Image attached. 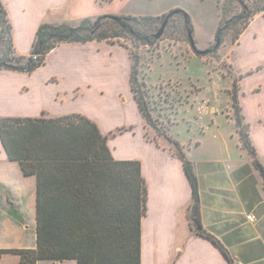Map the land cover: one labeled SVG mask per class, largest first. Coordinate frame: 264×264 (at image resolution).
<instances>
[{"label": "crops", "instance_id": "crops-1", "mask_svg": "<svg viewBox=\"0 0 264 264\" xmlns=\"http://www.w3.org/2000/svg\"><path fill=\"white\" fill-rule=\"evenodd\" d=\"M110 1L45 0L43 8L48 15L69 2L72 10L89 6V13L94 17L102 14L99 4ZM6 5L10 12V15L7 12L8 18L14 24L16 50L22 55L30 54L38 30L30 24L35 12L28 13L24 8V13H13V6ZM42 15L38 23L46 21ZM16 20L21 22V30ZM232 45L243 57L254 60H245L241 69L234 62L238 75L246 79L264 71V56L259 55L264 54V12L254 16ZM133 62L130 50L117 43L62 42L47 55L46 63L32 72L0 69V117L80 113L91 118L108 135V144L116 159L141 162L147 187L146 212L141 225L142 264H230L220 247L196 231L192 186L183 160L174 148L152 136L132 91ZM254 86L256 92L264 91V83H256L251 89ZM122 92L131 98L132 106L120 101ZM106 93H115L116 98L107 101ZM244 94L247 95L245 89ZM86 96L90 98L87 102L82 100L81 105L75 106L77 97ZM239 99L243 104L241 92ZM116 107L130 111L120 123L112 115ZM246 121L251 125L257 159L264 166V145H260L261 140L253 131L254 124L247 117ZM237 154L225 161H207L210 165L206 167L187 157L198 179L201 223L226 247L235 264H264V177L251 154L246 159L250 167L244 166V154ZM219 162H226L224 182L218 179L223 170L215 169V163ZM36 204V176L25 175L20 164L8 158L0 140V248L36 249ZM248 215H255V220L250 221ZM30 219L35 220V231L29 242L32 226L28 228L27 222ZM0 264L29 263H23L20 255L7 253L0 258ZM35 264L78 263L75 259H66L38 260Z\"/></svg>", "mask_w": 264, "mask_h": 264}, {"label": "trees", "instance_id": "trees-1", "mask_svg": "<svg viewBox=\"0 0 264 264\" xmlns=\"http://www.w3.org/2000/svg\"><path fill=\"white\" fill-rule=\"evenodd\" d=\"M102 3L104 0H98ZM221 4V3H220ZM258 4V5H257ZM241 15L226 19L227 4L215 35L214 48L220 47L224 33L240 19L233 43L256 14L264 12V0ZM184 19L187 39L195 48L189 14L180 8L162 16L107 14L85 18L78 25L44 22L37 30L29 55H19L13 40V26L0 1V69L32 72L46 63L47 55L62 42L105 40L129 48L147 44L158 20L176 14ZM168 25V24H167ZM198 52V49H195ZM131 86L146 124L158 129L140 81L137 53L131 52ZM240 75L235 81L233 108L242 146L254 158V165L264 177V166L257 159L250 128L240 103ZM173 145L192 186L193 222L198 234L210 239L235 264L226 247L201 223L198 179L184 146L169 133H163ZM0 140L12 161H17L25 175L37 180L36 249H3L4 254L21 256L23 263L38 260L75 259L78 264H142V218L146 212L147 187L138 160L116 159L108 144V135L91 118L74 113L64 116L0 117Z\"/></svg>", "mask_w": 264, "mask_h": 264}, {"label": "rangeland", "instance_id": "rangeland-1", "mask_svg": "<svg viewBox=\"0 0 264 264\" xmlns=\"http://www.w3.org/2000/svg\"><path fill=\"white\" fill-rule=\"evenodd\" d=\"M0 1L6 7V4H11L13 13H24V8H27L28 13L35 12V15L30 19V24L38 28L44 22L78 25L85 18L99 16H91L89 6H81L72 10L69 2L61 4L59 10L53 9L51 14L47 15L43 8L45 0ZM261 1L263 0H111L105 5L99 4L98 9L101 10V15L162 16L163 14L167 15L175 8L183 9L189 14L195 48L187 39L183 16L178 13L169 19L161 36L157 37L156 34L166 17H162L157 21L156 26L152 30L150 29L151 37L147 40V44L138 42V46H133L129 39L127 43L132 48L130 52L138 55V77L143 83L145 99L151 113L157 121L158 129L147 124L151 129L152 136L174 148L163 134L169 133L184 146L185 154L190 160H197L199 164L203 165L200 164V167L210 165L207 162L210 160L231 159L232 156H238L237 153H243L244 161H246L250 154L239 139L232 94L234 83L240 76L235 72V65L232 64L235 62L241 69L245 60L248 58V60H253L251 57H243L233 49L232 45L233 36L242 26L244 20L240 19L231 25L224 33L219 48L215 49L214 45L223 4H227L226 19H229L241 15L245 10L255 7ZM30 7L36 8L37 11L29 9ZM6 10L8 12V9ZM8 13L10 15V12ZM41 15L46 21L38 23V17ZM16 22H18L17 28L20 29L21 22L18 20ZM5 46L6 44L0 45V52L4 51ZM195 49H198V52ZM17 54L19 53L17 52ZM259 55L264 56L263 53H259ZM47 69L49 68L47 67ZM260 75H251L246 79L242 77L240 92L243 100L241 106L243 105L245 115L254 124L253 131L261 140L260 145H264V91L256 92L257 87L255 86L251 89L252 85L256 83L260 85L264 83V80L261 79L264 77V71ZM243 79L244 83H242ZM244 89L247 91V95L244 94ZM77 93H75V97ZM106 94L107 101L116 98L115 93ZM77 98L75 106L81 105L82 100L87 102L90 99L88 96ZM120 101H123L124 105L132 106V100L125 92H122ZM106 103L113 104L114 102ZM127 113L130 111H122L121 108L116 107L113 109L112 115L115 117V121L119 122L125 116H129ZM122 131L123 129L117 130L115 133ZM248 163L244 162V166L248 167ZM225 168L226 162L215 163V169L223 170L218 177L221 182L225 181ZM251 178L254 183L253 174ZM29 222H27L28 228L32 226L28 234L30 242L35 231V220L30 219Z\"/></svg>", "mask_w": 264, "mask_h": 264}, {"label": "water", "instance_id": "water-1", "mask_svg": "<svg viewBox=\"0 0 264 264\" xmlns=\"http://www.w3.org/2000/svg\"><path fill=\"white\" fill-rule=\"evenodd\" d=\"M168 21H169V16L166 17V19H165V21L163 22V24H162L160 30H159L158 33L156 34L157 37H159V36H161V35L163 34V32H164V30H165V28H166V26H167V24H168Z\"/></svg>", "mask_w": 264, "mask_h": 264}, {"label": "built area", "instance_id": "built-area-1", "mask_svg": "<svg viewBox=\"0 0 264 264\" xmlns=\"http://www.w3.org/2000/svg\"><path fill=\"white\" fill-rule=\"evenodd\" d=\"M248 219H249L250 221H254V220H255V217H254L253 215H248Z\"/></svg>", "mask_w": 264, "mask_h": 264}]
</instances>
